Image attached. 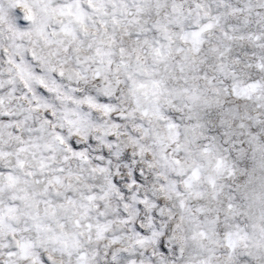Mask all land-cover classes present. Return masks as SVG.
I'll use <instances>...</instances> for the list:
<instances>
[{"label": "snow or ice", "instance_id": "6c2138e0", "mask_svg": "<svg viewBox=\"0 0 264 264\" xmlns=\"http://www.w3.org/2000/svg\"><path fill=\"white\" fill-rule=\"evenodd\" d=\"M0 264H264V0H0Z\"/></svg>", "mask_w": 264, "mask_h": 264}]
</instances>
